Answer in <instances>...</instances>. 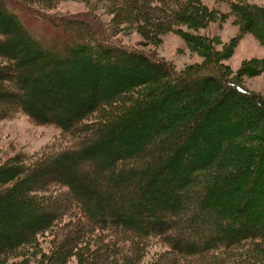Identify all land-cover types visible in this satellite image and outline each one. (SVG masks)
<instances>
[{"label":"trees","instance_id":"16d2710c","mask_svg":"<svg viewBox=\"0 0 264 264\" xmlns=\"http://www.w3.org/2000/svg\"><path fill=\"white\" fill-rule=\"evenodd\" d=\"M19 1L33 8L38 7V11H41L48 2L54 0ZM84 1L92 11L91 15H86L87 18L58 16L50 19L64 29L78 30L79 24L84 27L80 34L68 32L69 42L65 43L62 50H56L42 45L29 33L17 13L10 8L12 1L0 0V69L8 70L7 73H0V117L19 109L34 120L36 117L44 122H53L63 131L62 134L72 136L73 139L69 146L47 150L34 159L27 158L26 164L16 158L0 166L4 179L13 180L7 185L2 182V186L6 187L0 189V194L17 191L16 198L19 201H26L24 204L31 211L36 209L37 204L39 211L33 210L29 214L24 209L27 214L20 212L18 216L11 214L1 217L0 264L10 256L17 258L12 264H28L32 259L36 260L33 254L37 253L39 240L46 233L52 235L49 238L48 253L43 254L41 261L40 255L37 264H252L254 260L264 263V232L256 228H263L264 225L258 223L254 226L250 221L244 220V215L242 217L238 213L233 216L232 212L244 209V203L238 204V199L228 195L219 196L214 191L218 183L233 175L238 171L234 169L242 165L243 159L241 156H234V149L244 151L245 155L250 150L257 158V163H264V120L257 121L258 126L256 123V129L252 131L243 130L238 122L239 138H232L225 145L217 140L213 143L216 150L210 151V143L214 137L212 132L217 133L223 127V121L230 122L232 116L222 114V109H215L214 116L204 111L205 106H209L208 99L212 98L213 91L216 92L220 87L227 92L241 91L253 100L256 108L261 109L258 101L249 92L241 90L236 84V78L229 77L222 70L177 72L162 60L150 57V54L108 40L105 34L110 32L101 25L94 11L101 3L105 12L113 13L111 23L137 24V30L146 35L149 41L151 38L156 39L160 29H165L166 26L173 28L181 23L192 29L199 28L211 19L210 12L206 13L201 9L198 0ZM235 1L232 5L241 3L246 6L243 0ZM173 3L179 5V13L171 10ZM115 4L118 8L113 7ZM124 6H129L131 12L122 8ZM241 10L243 9L240 8V17L246 18V11L255 15L252 23L259 24L261 29H256L253 24L250 28L264 40V9ZM74 21L79 24L73 23ZM8 23L10 27L5 26ZM105 31L107 32L104 33ZM24 38H28L26 47L32 48L34 55L27 57L30 61L25 68L30 71L19 76V71H26L22 66L20 69L14 64L15 58H9L11 55L7 53L8 43L13 45L16 40ZM190 39L192 38H188V44L192 49L206 54L215 53L206 42L207 39ZM77 50L83 54L86 50L95 53L93 62L87 56L74 55ZM135 62L141 64L138 66ZM49 64L58 65L56 68L51 66L46 69L51 74V83H56L57 86L75 77L85 80L93 78L98 85V78L109 72L113 74V78L110 77L113 81L98 96L94 89H81V95L72 96L67 103L64 101L52 108L47 100L41 99L39 107H35L32 98L36 93H29L28 97L18 94L22 81H30L34 85L38 83L39 91L47 89L52 92L56 89L60 94L54 96L55 99L65 94V90L59 87L51 85L48 88L46 79L41 82L37 74L32 78L28 77L29 73H35V69L40 72L43 66ZM68 69H71V73ZM207 81L214 82L209 87H204ZM14 86L16 92L6 91ZM183 93H188L190 99L180 104L182 113L170 114L175 122L180 118L183 121L181 124L177 122L175 126L159 130L156 126L152 127L154 123H158V118H153V123L142 122L135 126V131L127 129L130 120L136 125L139 118L163 106L166 98H177V95ZM6 95L11 96L10 103ZM219 99L220 97L215 103ZM43 109L52 110L53 114L43 117L40 113ZM59 110L68 115L65 118L58 116L56 113ZM262 110L264 111L263 106ZM191 111L200 115L205 113L201 120L197 117L201 122L193 123L192 118L189 119ZM203 122H208L206 125L209 128L201 134L199 131ZM184 123L186 126L183 128ZM188 126L200 128L195 131L192 129V132ZM123 131H127L128 136L121 138L119 134ZM184 131L185 134L190 132L192 135L191 142L178 144L179 133ZM205 132L210 136H206ZM199 139H203L201 150L196 142ZM106 146L108 149L105 150ZM181 147L191 149L187 160L207 165L189 167L184 157L180 165L171 171L173 177L168 178V185L163 188L151 185L155 181L156 171L168 166L164 153L172 150L168 156L173 160L176 153L180 155ZM101 148L102 155L94 157L93 151ZM60 159L70 165L77 162L79 168L73 176L77 178L80 175L82 184L74 180L72 188L59 174L52 173L56 161ZM231 161L237 164L231 166ZM262 164L259 171L263 168ZM36 168L40 171L37 180L26 176L16 177L24 171L31 174ZM146 176L152 179L148 181ZM120 182V188L132 191L130 198L116 192L117 183ZM99 183L102 184V191ZM146 188L148 192L144 191ZM108 197L115 199L113 207L111 204L114 202L108 201ZM242 198L245 196L240 198L244 200ZM263 213L264 203L256 211L255 218L263 220ZM64 215H67L66 218ZM241 220L245 221L244 226L240 224ZM206 231L208 233L204 235ZM153 239L163 242L165 247L144 260L148 243Z\"/></svg>","mask_w":264,"mask_h":264},{"label":"rangeland","instance_id":"374dc122","mask_svg":"<svg viewBox=\"0 0 264 264\" xmlns=\"http://www.w3.org/2000/svg\"><path fill=\"white\" fill-rule=\"evenodd\" d=\"M10 1H12V3L9 4L10 8L15 13H17L18 17L27 28L29 33L33 35L38 41H40L42 45L46 47H52L53 49L55 48L56 50H62L65 43L69 42V40H67V38L70 37V34L68 32L80 34L81 30L84 29V27H82L83 24L76 23L77 20L75 19L76 21H74L73 23L79 24L78 30L75 28L64 29L62 25H57L50 19H53V17L57 18L58 16L65 18H87L86 15H91L92 13V11L90 12L89 7L87 6V2H85L84 0L50 1L47 3V6L43 7L42 10L40 9L41 11H38V7L33 8L27 3H22L19 0ZM175 1L176 0L171 2ZM186 1L190 0H185V2ZM198 1H200L201 9H204L206 13L210 12L212 20L208 19L209 21L203 24V26L196 29H192L181 23L173 28L166 26L165 29H160L156 39L151 38L150 41L146 37V35L137 30V24L133 25L111 23L110 19L113 13L109 11L105 12L102 9L103 6L101 3L98 4L94 12L96 14L95 17H97L100 20V23H102L101 25L107 28L106 30L110 32V34H107V31L104 32L106 33L105 37L108 40H111L115 43L128 45L136 50L150 54V57L162 60L163 62L169 64L170 68L174 69L177 72H182L185 70H188L190 72H193V70L202 72H221L222 70L229 77L236 78L237 83L236 81L233 83L239 85L241 90L246 91V93L249 92V94L252 95L253 99H256V101H258L261 109L256 108L253 100H251L246 94L242 93L241 91L239 92L234 90L227 92L224 91V88L220 86L219 87L221 90L218 89L216 92L215 90L213 91L211 96L212 100L210 98L208 99L209 106H205L204 111H206V113L208 114H212L211 116H214L215 109H222V114L225 113L228 116H232L230 118V122L223 121V127L217 133L212 132V134H214V137L212 140L213 142L210 140L212 142L210 143V145H212L210 147V151H213L216 150L215 146L213 147V143L215 141L219 140L218 143L225 145L226 143L229 144V141L232 140V138H239L240 135H238V132L240 130L238 128V122L239 127L243 128V130L251 129L252 131L256 129L257 121L259 122L264 120V111L262 110V106L264 108V40H262L261 36L259 37L256 32L251 30L253 25L256 29H261V27L257 23H252V20L255 17V15L252 13L249 14L246 11L244 12L246 14V18L243 16L240 17V8L243 10L251 8L264 9V0H243L246 6L241 5V3L238 4L239 6L232 5L233 2L234 4L236 3L235 0ZM32 3L36 4V2ZM125 6L122 8H126L129 12H131L130 7ZM172 6L173 7L171 10L179 13V5L173 3ZM113 7L118 8V5L115 4L113 5ZM5 26L10 27L11 25L8 23L5 24ZM145 34H147V31H145ZM197 37H203L207 39L208 41L206 42L212 47L215 53L206 54L192 49L189 45L190 43L188 41V38H192L190 39L192 41L196 40ZM16 41L17 42L13 45L11 43H8L9 49L7 48V53L11 55V57L9 58L16 59V61H14V64L16 63V66L18 68L22 66V68L25 69L26 72L22 70L19 71V73H21L19 76H22L30 71H27L25 67H27L26 64H28V62L30 61L28 58L34 55L32 54L34 50L30 47L29 49L26 47L28 38ZM88 45L91 47L90 44ZM37 53H39V51ZM73 54H77L79 56H87L89 57V60L91 62H93L95 58V53H91L90 50H86L84 54L82 52H78L77 50L74 51ZM9 58L8 60L11 61ZM50 61L54 62V59H51ZM135 64L139 66L141 62H135ZM51 66H55L54 68H56L58 65L49 64L43 66L42 71L40 72L35 69V73H29L28 77L32 78L33 76H35V74H37V76L40 77L41 82L42 80L46 79L47 84H49L48 88L51 85L54 87H59V89L65 90V94L61 98L56 97V99H58L56 100L54 96L60 94L59 92H56V89L54 91L52 90V92H49L47 89L39 91L37 86L38 83L34 85L31 84L30 81H22L19 86L20 89H18V94H20L21 96L23 94V97L27 95L28 97L29 93H36V96H33L32 98V103L35 107H39L38 102L41 99L47 100L49 106L52 108H54L56 105L59 106L60 104H62V102L64 103V101L67 103L68 99H71L72 96L81 95V89H94V91L96 92V96H98L108 86V83L111 84V82L113 81L110 78L113 74L109 72L104 76L102 75L101 78H98V85L97 83H94L93 78L85 80L81 77H75L70 78L68 82H61V84L57 86L56 83H51L52 81L49 78V75L51 74L46 70ZM17 67H15L14 69H17ZM67 71L71 73V69H68ZM7 72V68L0 69V73ZM19 73H17V75ZM70 76L72 75L70 74ZM58 80L59 79L57 78V81ZM213 82L214 81H207L204 84V87H209L213 84ZM9 90H12L13 92L17 91V89H15V86L13 88L10 87L9 89H6V91ZM5 97L8 98L9 103L12 101L11 96L6 95ZM175 97L171 99L166 98L163 106L154 109L152 113H147L143 118H139L136 125L130 120L127 129H132L131 131H135V128H137L135 126L142 124V122L146 123L148 121H151L153 120V118H158V123H154L152 127L156 126L157 128H159V130L162 127H171L172 125L175 126L177 122L181 124L183 121L180 120V118L176 120L177 122H175V120L173 121L171 119L170 114L173 115L182 113L180 104L182 103V101L189 100L190 95H188V93H183L177 95V98ZM218 97H220V99L215 103V100ZM203 101L204 99L200 102V105H202ZM210 104L212 105L210 106ZM51 111L43 109L40 111V113H42V116L44 117V115L53 114ZM56 114L63 118L68 115L67 112H63L61 110H59ZM203 115H205V113L200 115V113L196 114V112L191 111L189 114V119L192 118L193 123H196L198 121L197 117L199 118V120H201V117ZM34 118L35 120L27 113H24V111H21L19 109H16L15 111L12 110L9 115H2L0 117V166H2L3 163L9 162V160H13L16 158L21 159L26 164L27 158L34 159L35 156H38V154L47 150L53 151L66 145L69 146L68 144L73 140L72 136L69 137L65 136V134H62L63 131L53 122H44V120L38 119L36 117ZM151 122L153 123V121ZM201 124L202 125L200 126H202V131L200 130L199 132L201 134H204V131L208 130L209 125H206L208 124V122H203ZM185 126L186 124L184 123L183 128ZM190 128L191 127H189V129ZM192 129L194 131L196 130L194 128H191L190 130L192 131ZM260 130H258V132ZM185 132L186 131H184L183 133H179L178 144H189L191 142L192 135L190 134V132H187V134H185ZM205 133L206 136H210L207 132ZM119 136L121 138H124L125 136H128V132L123 131L121 134H119ZM258 137L259 135L256 136V138ZM201 140L203 139H199V142L196 140L198 144L197 146H199L200 150V147H203V143L201 142ZM106 148L108 149L107 146L104 149L106 150ZM102 150L103 149L101 148L93 151L95 154L94 157H96L98 154L102 155ZM190 150L191 149H183L181 147L180 155H178L179 153H176V157L174 156L173 160H171V157L168 156L173 151L168 150L167 152H165L163 156L164 160L168 162V166L163 170L156 171L157 173L154 177L155 181L151 185L157 186L158 188H163L165 187V185H168V178L173 177L171 171L176 169L177 165H180V162L184 157L185 159L187 158V156L190 154ZM234 150V156L242 157V165H238V169H234L235 171H238H236L233 175L228 176L224 181H222V183H218V186L214 188V191L219 196L228 195L238 199V204L244 203V209L239 210L238 212L231 211L233 216L237 215L238 213L239 216L243 217L244 215V220L250 221L254 226L258 223L264 225V219L260 220L259 218H255L256 211L261 208L264 203V163H257V158H255L254 153L252 154L250 150L248 151V154L246 153L247 155H245L244 151L236 149ZM215 156L216 155H214L212 158L214 159ZM186 162H188L189 167L192 168H197L201 165V162L199 161L190 162L186 159ZM158 164L156 163V165ZM235 164L237 163L231 161L229 165L235 166ZM260 164L263 165V168H260L261 170L259 171ZM206 165L207 163L202 164L201 166L204 167ZM78 168L79 165L77 164V162L76 164L74 163L70 165L68 162L66 163V161H62L60 159L56 161V164L51 171L52 173L59 174L61 179H63L65 183L69 182L73 188L74 180H76L80 184H82L83 182V179L80 175H78L77 178L73 176L74 172L77 171ZM39 172V169L36 168L31 174H27V172L24 171L20 172V174L16 177L26 176L29 179L37 180L38 175L40 174ZM186 172L188 171L186 170ZM4 178V174H2V171H0V189H4L7 184L13 181L12 179L7 181ZM146 178L148 181L149 179H152L148 176H146ZM2 182H5V187L2 186ZM121 182L117 183L116 192L126 196L127 198H130V196L132 195V191L129 189L124 190V188H120L123 183ZM101 185L102 184L99 183L100 190L102 188ZM132 190L134 191L135 188ZM144 191L148 192V188H146ZM242 196H245L246 199L242 198L244 200H241L240 198ZM16 197L17 191H9L4 194H0V219L5 215L17 214L18 216L20 212L26 213L25 211H23L24 209H26L30 214L31 210L26 204H24L27 202L19 201ZM109 200L114 202L111 204V206L113 207L116 204L115 199H110L108 197V201ZM20 203H22V206ZM40 205H42V203ZM35 207L36 209L33 210L39 212L37 210V204H35ZM33 210L31 212H33ZM67 215H64V218H66ZM262 216V218H264V215ZM244 220H241L242 222L240 223L243 226L245 225ZM15 224H17V221L15 222ZM229 224H231V221L229 222ZM232 225L238 227V225H236L235 223H233ZM256 228L258 231L264 232V227ZM207 233V231L204 232V235H206ZM50 237H52V235L46 233L44 237L40 238V247L38 248L37 253L35 254L34 252L33 254L36 260L32 259L28 264H37V260L39 259L40 255V261L43 260V254L48 253ZM148 244L149 245L146 249L147 254L144 260L149 259L155 252L163 250L162 248L165 247V244L163 242L160 243L155 241L154 239L151 240V242ZM252 253L253 252H250L249 254ZM48 255L49 254H47V256ZM16 259L17 258H15L14 256H10L9 258L5 259L4 263L2 264H12V262H14ZM252 264L261 263H257L256 260H254L252 261Z\"/></svg>","mask_w":264,"mask_h":264}]
</instances>
